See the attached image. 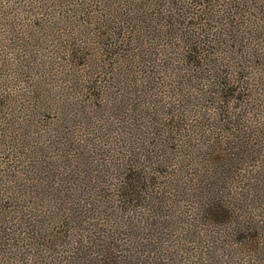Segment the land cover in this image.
I'll return each mask as SVG.
<instances>
[{"label": "trees", "instance_id": "trees-1", "mask_svg": "<svg viewBox=\"0 0 264 264\" xmlns=\"http://www.w3.org/2000/svg\"><path fill=\"white\" fill-rule=\"evenodd\" d=\"M0 264H264V0H0Z\"/></svg>", "mask_w": 264, "mask_h": 264}, {"label": "rangeland", "instance_id": "rangeland-1", "mask_svg": "<svg viewBox=\"0 0 264 264\" xmlns=\"http://www.w3.org/2000/svg\"><path fill=\"white\" fill-rule=\"evenodd\" d=\"M77 119H78V120H77ZM49 120H51L50 117H47V118L44 119V122H43V123L47 125V123L49 122ZM78 121H79V122L81 121V120L79 119V117H77V118L75 119V122H74V123H75V126H76V125H79V122H78Z\"/></svg>", "mask_w": 264, "mask_h": 264}]
</instances>
